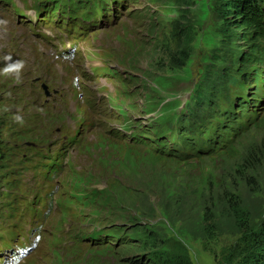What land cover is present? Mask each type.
<instances>
[{
  "label": "rangeland",
  "instance_id": "1",
  "mask_svg": "<svg viewBox=\"0 0 264 264\" xmlns=\"http://www.w3.org/2000/svg\"><path fill=\"white\" fill-rule=\"evenodd\" d=\"M62 1L0 0V264L7 247L26 249L16 264H147L145 234L159 249L182 244L193 264H221L244 235L233 206L247 229L264 218V65L245 74L259 73L257 86L236 63L238 83L218 86L193 129L185 118L218 81L216 52L239 59L223 47L221 0H119L108 15L77 1L70 25L81 19L87 32L51 23L44 9ZM179 50L190 59L173 68L167 55ZM242 103L255 111L250 124ZM238 117L245 131L224 134ZM185 128L195 143L231 138L168 153L165 143L182 151Z\"/></svg>",
  "mask_w": 264,
  "mask_h": 264
},
{
  "label": "trees",
  "instance_id": "2",
  "mask_svg": "<svg viewBox=\"0 0 264 264\" xmlns=\"http://www.w3.org/2000/svg\"><path fill=\"white\" fill-rule=\"evenodd\" d=\"M77 1L80 3L83 2V0H68V4L63 5V3H60L55 6L54 10L55 12L58 10L62 11V9L71 10L72 7L74 9H78ZM107 1L112 3V0H100V3L105 5ZM113 1L117 2L118 0ZM220 8L222 10V20L225 23L226 29H230V33L228 35L231 38L229 41H226V43L223 41V47L229 49L231 51V55H237V53H240L238 54L239 59L236 61L233 56H231L230 59V53L221 56L220 54L224 50L223 48H219L218 52H216V55L214 57L215 64L217 67H222L219 73L215 74V77L216 79H218V81H212L210 87L207 90L200 91L196 94L195 100L193 102L194 107L193 109L189 110L191 117L185 118V123H190V127L193 129H195L193 123L195 121L194 118H197L199 108L205 106V104L210 106L215 99H218L219 93L218 91H216L218 89V86H232L238 83V79L231 73H229L236 63L238 64V67H242L241 69H237V74L248 83L251 82L259 86L261 79L259 73L252 74V76L249 78H246L245 74L250 65H264V46L263 44L258 42V39H264V0H221ZM48 12L50 14L49 16L54 19L55 15L51 14V8L48 10ZM235 31H238V34H235ZM250 38H252L251 40L255 41L252 42L250 51H240L238 49L240 45L239 43L241 41H249L248 39ZM189 59L190 54L185 50H179L176 53L173 52L167 55V62L173 68H184L185 66H187ZM257 91L260 92L259 89H257ZM248 94L253 97V99H251L250 101L258 103L263 97L262 94H258L257 92H248ZM207 102L210 103L208 104ZM240 111L246 113L248 123H252V121L254 120L253 116L255 111L251 109L250 104L242 103ZM221 116L223 117L222 114ZM243 118L245 117H238L234 121H231L230 125H226V127L224 128L225 132L223 133L231 134L234 127L238 128V132H244L245 128L242 124ZM197 128L200 129L203 127L202 125H198ZM204 128L207 129L206 125H204ZM193 134H195V132L188 128H185L182 132L179 133V139H181L182 143L180 145L182 146V148L180 149H182V151H176L175 149L169 147L165 150H167L168 153L170 152L176 156H178L179 154H187L189 152L202 153L212 150V147L221 149L226 145V142L230 141L231 138L229 137V135L225 137V140H222L223 136L218 135L216 139L208 141L202 140L199 143H195L193 140ZM217 140H219V143H216ZM144 144L147 145L146 142H144ZM164 145L170 146V144L166 143ZM45 171L47 175L54 173V171H52L51 169V166L46 167ZM233 209L236 217H239V221L241 222L243 228L245 226L243 233L244 235L242 236L239 244L237 245V247H235L234 250H229L224 254L221 264H264V218L259 224L253 226V228L250 227L247 229V226L244 223V211L238 205L233 206ZM144 237L146 240L144 249L149 251L148 256L153 259V261L151 262H149L148 260L147 264H193L189 252L186 250V248L183 247L182 244H176L172 247L171 250L167 251L158 248V246L156 245V239L153 236L145 234ZM147 246L151 248L149 249Z\"/></svg>",
  "mask_w": 264,
  "mask_h": 264
},
{
  "label": "bare ground",
  "instance_id": "3",
  "mask_svg": "<svg viewBox=\"0 0 264 264\" xmlns=\"http://www.w3.org/2000/svg\"><path fill=\"white\" fill-rule=\"evenodd\" d=\"M9 32H10V30H9ZM30 43L31 44H33V41L30 39ZM1 47V46H0ZM2 49H3V52H2V55L0 56V59L2 58V57H5L6 55H7V53H8V51L9 50H6V47H1ZM30 61V60H29ZM22 63V62H21ZM19 65H20V63H18L17 64V66L19 67ZM171 146V147H170ZM170 146H167V147H164V149H166V148H168V147H170V148H172V149H174L175 147H173L171 144H170Z\"/></svg>",
  "mask_w": 264,
  "mask_h": 264
},
{
  "label": "water",
  "instance_id": "4",
  "mask_svg": "<svg viewBox=\"0 0 264 264\" xmlns=\"http://www.w3.org/2000/svg\"><path fill=\"white\" fill-rule=\"evenodd\" d=\"M44 89L47 91V87H44ZM47 95H49V92L47 91Z\"/></svg>",
  "mask_w": 264,
  "mask_h": 264
}]
</instances>
